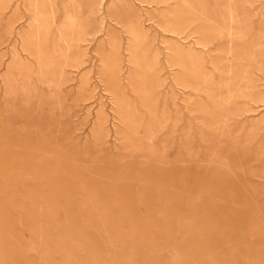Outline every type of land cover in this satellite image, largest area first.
Returning <instances> with one entry per match:
<instances>
[{"label": "rangeland", "instance_id": "1", "mask_svg": "<svg viewBox=\"0 0 264 264\" xmlns=\"http://www.w3.org/2000/svg\"><path fill=\"white\" fill-rule=\"evenodd\" d=\"M0 264H264V0H0Z\"/></svg>", "mask_w": 264, "mask_h": 264}, {"label": "bare ground", "instance_id": "2", "mask_svg": "<svg viewBox=\"0 0 264 264\" xmlns=\"http://www.w3.org/2000/svg\"><path fill=\"white\" fill-rule=\"evenodd\" d=\"M40 67V66H39ZM42 210V209H41Z\"/></svg>", "mask_w": 264, "mask_h": 264}]
</instances>
